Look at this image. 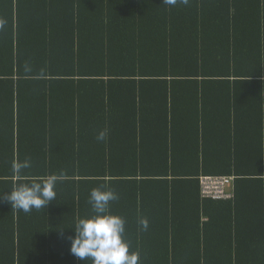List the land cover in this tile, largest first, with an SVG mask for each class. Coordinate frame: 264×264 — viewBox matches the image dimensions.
Here are the masks:
<instances>
[{
    "label": "trees",
    "instance_id": "obj_1",
    "mask_svg": "<svg viewBox=\"0 0 264 264\" xmlns=\"http://www.w3.org/2000/svg\"><path fill=\"white\" fill-rule=\"evenodd\" d=\"M0 19V194L59 177L45 209L0 199V264H91L68 237L95 188L140 264H264V0H0Z\"/></svg>",
    "mask_w": 264,
    "mask_h": 264
},
{
    "label": "clouds",
    "instance_id": "obj_2",
    "mask_svg": "<svg viewBox=\"0 0 264 264\" xmlns=\"http://www.w3.org/2000/svg\"><path fill=\"white\" fill-rule=\"evenodd\" d=\"M164 3L175 6L178 0H163ZM187 4L188 0H180ZM6 21L0 19V29ZM107 130L101 131L97 140H105ZM31 167L28 160L15 161L12 171L18 180L22 179L23 170ZM59 177L49 175L36 177L30 182L16 184L6 195L0 194V199L6 200L11 206L25 213L32 209H41L56 198L55 185ZM103 187V186H102ZM118 199L111 190L95 188L90 192L89 204L92 214L78 218L75 222L74 235L68 237L69 251L81 262L90 260L91 264H140V253L130 251V245L125 239V220L109 212V203ZM139 224L142 230H147L148 220L141 218Z\"/></svg>",
    "mask_w": 264,
    "mask_h": 264
},
{
    "label": "built area",
    "instance_id": "obj_3",
    "mask_svg": "<svg viewBox=\"0 0 264 264\" xmlns=\"http://www.w3.org/2000/svg\"><path fill=\"white\" fill-rule=\"evenodd\" d=\"M231 184V178H205L202 180L203 196L214 201H228L232 199V195L227 192Z\"/></svg>",
    "mask_w": 264,
    "mask_h": 264
}]
</instances>
